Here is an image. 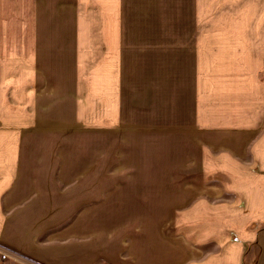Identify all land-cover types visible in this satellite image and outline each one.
I'll use <instances>...</instances> for the list:
<instances>
[{
	"label": "crops",
	"instance_id": "1",
	"mask_svg": "<svg viewBox=\"0 0 264 264\" xmlns=\"http://www.w3.org/2000/svg\"><path fill=\"white\" fill-rule=\"evenodd\" d=\"M106 138L184 176L157 264H264V0H0V264H87L54 224Z\"/></svg>",
	"mask_w": 264,
	"mask_h": 264
},
{
	"label": "rangeland",
	"instance_id": "2",
	"mask_svg": "<svg viewBox=\"0 0 264 264\" xmlns=\"http://www.w3.org/2000/svg\"><path fill=\"white\" fill-rule=\"evenodd\" d=\"M106 140L95 159L87 158V189L73 192L79 206L75 202L68 223H55V229H69L72 236L84 231L87 264H157L164 249L190 246L189 225L177 222L190 192L168 189L184 176L150 172L173 166L160 158L156 138H147L149 152L133 158L125 150L110 151Z\"/></svg>",
	"mask_w": 264,
	"mask_h": 264
},
{
	"label": "built area",
	"instance_id": "3",
	"mask_svg": "<svg viewBox=\"0 0 264 264\" xmlns=\"http://www.w3.org/2000/svg\"><path fill=\"white\" fill-rule=\"evenodd\" d=\"M6 258H7V256L6 255H1V262H3V261H5L6 260Z\"/></svg>",
	"mask_w": 264,
	"mask_h": 264
}]
</instances>
